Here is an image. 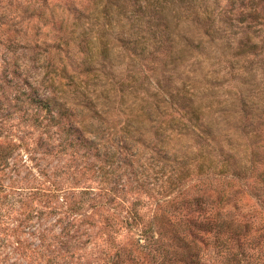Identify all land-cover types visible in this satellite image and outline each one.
<instances>
[{"label":"rangeland","instance_id":"obj_1","mask_svg":"<svg viewBox=\"0 0 264 264\" xmlns=\"http://www.w3.org/2000/svg\"><path fill=\"white\" fill-rule=\"evenodd\" d=\"M108 3L0 0V264H183L198 197L264 264V0Z\"/></svg>","mask_w":264,"mask_h":264},{"label":"trees","instance_id":"obj_2","mask_svg":"<svg viewBox=\"0 0 264 264\" xmlns=\"http://www.w3.org/2000/svg\"><path fill=\"white\" fill-rule=\"evenodd\" d=\"M32 3V8L39 7L37 6V0H28ZM158 1V0H156ZM100 2V1H99ZM108 4H105L104 8V14L109 13V8L112 9L113 7H116V9H119L120 6V0H108ZM158 3V2H157ZM152 5L150 4V7ZM42 12L41 10H39ZM247 11L252 15L254 18V15H258L253 8L247 7ZM184 35V34H183ZM188 41V40H185ZM253 44L252 46L256 45L255 42H253V39L250 36H246L245 42L242 44V48H246V44ZM60 48V47H58ZM263 51V48H261ZM60 51H62L60 49ZM87 53H91L90 49L87 50ZM64 70V69H63ZM61 75V73H60ZM17 101L19 99H16ZM36 103V101L31 100L30 102ZM49 101V100H46ZM189 102L193 103V97L192 95L189 96ZM42 108L47 109L49 108V104L47 103H37ZM60 106H58L59 108ZM56 110V108H54ZM58 110V109H57ZM50 109L48 110L51 120L55 119L54 115L52 113H56L59 115V113ZM189 112L192 117L188 119V122L195 121H203L202 120V113L200 112V108L198 105H190ZM191 126V124H190ZM194 129V128H193ZM9 146L5 142H0V161L4 158L2 155V151L6 150L8 151ZM6 153V152H5ZM195 205H196V212H198V216H191V217H182L181 218V229L183 227V230L181 231V237H179V243L182 244L184 252H187L188 259L187 261H182L183 264H228L226 263L227 259L224 257V248H225V241L223 239L224 232L227 225V218L225 216V213L221 211H206V208L203 207V202L199 200V197L195 199ZM202 214L201 216H199ZM159 238H156L155 231H154V224L151 222L146 228H144L141 231L140 239L142 240L143 245L141 247L140 255L143 256V258L149 263V264H162V258L163 254L165 255L168 253V250L163 247V244L161 242V235L158 234ZM201 246V247H200ZM214 247L216 250V262H214L213 259H211L210 255L207 253L210 251V248ZM235 257V256H234ZM233 257V261H234ZM160 261V262H159ZM116 264V262L114 263ZM119 264V263H118ZM120 264H123L120 263ZM238 264V263H237Z\"/></svg>","mask_w":264,"mask_h":264}]
</instances>
